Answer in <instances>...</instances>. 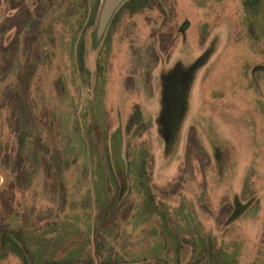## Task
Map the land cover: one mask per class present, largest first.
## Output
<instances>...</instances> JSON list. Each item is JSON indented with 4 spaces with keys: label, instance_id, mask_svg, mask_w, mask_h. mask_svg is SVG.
Segmentation results:
<instances>
[{
    "label": "rangeland",
    "instance_id": "374dc122",
    "mask_svg": "<svg viewBox=\"0 0 264 264\" xmlns=\"http://www.w3.org/2000/svg\"><path fill=\"white\" fill-rule=\"evenodd\" d=\"M103 1L92 27L84 22L77 34L65 29L56 46L48 39L46 45L53 49L39 64L30 99L42 129L60 123L61 150L68 161L74 157L68 127L73 115L99 120L112 166L117 167V154L123 172L112 178L116 192L111 200L124 187L123 196L110 206L105 196L96 195L95 180L107 173L90 160L83 182L81 171L73 168L64 178L59 172L57 180L47 162L34 165L40 170L33 172L30 188L18 186L17 175L10 173L6 193L11 217L19 213V226L13 229L18 243L34 264H144L155 244L162 263L191 264L198 238L208 236L237 264H264V1L161 0L175 28L174 43L164 50L158 38L162 17L155 10L122 18L112 33L115 13L97 42ZM9 16L0 9L1 51L9 39L22 43ZM80 38L85 41L86 76L79 74L76 46L72 49ZM109 38V68L100 82L97 59ZM138 107L144 131L129 147L126 124ZM1 115L6 120L2 151L13 157L17 139L8 129L9 112ZM145 155L152 162L148 179L135 177ZM147 180L154 205L172 224L164 242L156 243L151 233L138 236V223L130 220L140 212ZM68 181L71 194L63 185ZM98 185L105 195V179ZM12 250L0 264H25Z\"/></svg>",
    "mask_w": 264,
    "mask_h": 264
},
{
    "label": "trees",
    "instance_id": "16d2710c",
    "mask_svg": "<svg viewBox=\"0 0 264 264\" xmlns=\"http://www.w3.org/2000/svg\"><path fill=\"white\" fill-rule=\"evenodd\" d=\"M165 1L168 4V1ZM100 5L101 0H0V9L5 8L11 13V16L8 17L9 25L11 28L17 30L18 38L22 36V43L20 45H17L16 42L10 43L9 39L8 48L4 51L0 50V98L3 96L0 111L9 112L8 129L16 136L18 145V152L13 157L2 151V126L6 123V120H2L3 115L0 112V166L8 172L9 177L10 173L17 175L15 180L18 182V186L30 188L33 184V178H35L33 172L38 169L34 165L38 166L47 162L53 167L57 180L59 172L64 178V175L66 176L71 168L75 172L79 170L81 171V182H83L82 180L86 177L85 164H88L90 160L91 164L97 163L105 167L107 175L105 177L103 173V178L105 179L107 189L105 195H102L101 190L103 189L98 184L100 181L103 182L104 179H96V195L99 197L105 196L104 199L108 200L111 206L117 199L114 197L111 200L116 192V185L113 183L112 178H116L117 175L123 176V172L119 166L121 160L117 154L116 157L113 155L116 159L114 162L117 167L112 166L113 161L110 158L108 143L104 139L103 129L99 125V120H95L90 113V116L82 115V117H79L77 113L73 115L68 127L72 133L70 146L72 152H74V157L68 161L63 150H61L63 140L59 138L62 136L60 123L57 120L52 129H45V126L42 129L43 127L34 113L30 99V88L39 64L44 58L49 59L48 52L49 50L52 52L53 49H50L48 39L51 40L53 46H56L58 41L59 43L63 42L64 37L62 34L65 29L73 30L77 34V27L84 22H86V27H92L96 23ZM153 10L159 12L162 17V32L158 35L160 45L163 50L167 47L171 48L174 43L175 28L169 25L171 17L164 12L161 0L126 1L117 10L112 20V26H115L112 28V33H115L116 29L120 26L122 18L144 17ZM57 25L60 28H57ZM165 32L168 35L169 44H167ZM75 37V35L72 36L74 42ZM46 43L49 45H46ZM75 44H73L72 49L74 50L76 46L75 61L78 72L81 76L89 75L85 59V41L83 38H80ZM21 48L23 49V53L20 52ZM102 48L97 59V75L100 82L105 78V74L109 68L107 57L111 50L110 38L105 40ZM14 56H16L15 60ZM16 58L18 62H16ZM131 115L126 124L129 147L136 140L138 134H143L141 131H144L141 108H136L133 115ZM55 131L56 134L49 136V133ZM127 156L128 167H130L132 163L130 152L127 153ZM146 159V155L141 159L140 166L138 167L141 173L138 171L135 177L142 174V176L145 175L146 179H148L147 169H150L152 162ZM30 163L31 166L29 168ZM147 163L149 164L147 165ZM142 184L145 186V191L141 204H138L140 212L131 214V223H138L136 225L139 228L138 236H145L151 233L156 243L157 241L164 242L169 237V233L172 232L171 221L167 218V213L160 211L154 205L153 198L148 192V180L143 181ZM63 185L67 188L68 193L71 194L69 191V181L66 184L63 182ZM65 187H62L63 194H65ZM8 189L9 187L0 191V261L5 259L9 251L13 249L12 251L17 256L24 259L25 264H34V262H31L32 258L29 256L30 254L18 243L20 238L13 230L19 226L18 222L20 220H18L19 213H14L11 217L10 209L12 204L9 205L6 193ZM86 193L89 194L88 197H93L90 188L86 190ZM110 219L109 215H107V224L110 223ZM151 230H154L156 234H152L153 231ZM198 243L199 250H196V257L192 258L191 264H237L233 259H230L226 251H223L222 248H217L213 238L208 236L199 237ZM161 260L162 253L158 244L154 245L149 256L142 259L144 264H164ZM136 263L134 262V264ZM105 264H119V262L108 261ZM178 264H180L179 260Z\"/></svg>",
    "mask_w": 264,
    "mask_h": 264
},
{
    "label": "water",
    "instance_id": "95a60500",
    "mask_svg": "<svg viewBox=\"0 0 264 264\" xmlns=\"http://www.w3.org/2000/svg\"><path fill=\"white\" fill-rule=\"evenodd\" d=\"M128 0H104L101 11L99 14L98 19V26L96 30V40L97 42H100L108 28L109 23L111 22L114 14L117 12V10ZM0 191H3L9 182V174L8 172L0 166ZM124 187L121 189L120 195L115 203V206H117L123 196Z\"/></svg>",
    "mask_w": 264,
    "mask_h": 264
}]
</instances>
